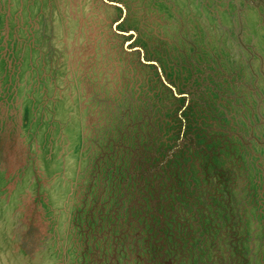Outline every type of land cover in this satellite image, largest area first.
Here are the masks:
<instances>
[{
	"label": "rangeland",
	"instance_id": "rangeland-1",
	"mask_svg": "<svg viewBox=\"0 0 264 264\" xmlns=\"http://www.w3.org/2000/svg\"><path fill=\"white\" fill-rule=\"evenodd\" d=\"M0 264H264V0H0Z\"/></svg>",
	"mask_w": 264,
	"mask_h": 264
}]
</instances>
